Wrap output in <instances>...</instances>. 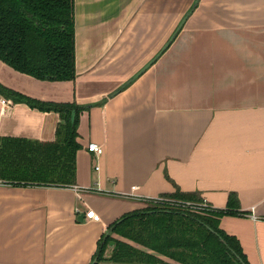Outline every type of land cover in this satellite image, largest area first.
Here are the masks:
<instances>
[{"label":"crops","instance_id":"1","mask_svg":"<svg viewBox=\"0 0 264 264\" xmlns=\"http://www.w3.org/2000/svg\"><path fill=\"white\" fill-rule=\"evenodd\" d=\"M144 2L75 0V80H39L0 60L8 88L45 101L99 103L80 114L73 187L0 178V264H92L113 223L176 188L215 208L235 193L245 214L223 216L220 227L236 236L249 264H264V0L231 10L238 22L252 19V56L181 62L166 50L112 95L161 48L159 24L154 13L145 20ZM123 62L125 72L108 80ZM61 122L56 112L0 94V138L51 142ZM90 143L104 154L89 151ZM89 210L101 219H89Z\"/></svg>","mask_w":264,"mask_h":264},{"label":"trees","instance_id":"2","mask_svg":"<svg viewBox=\"0 0 264 264\" xmlns=\"http://www.w3.org/2000/svg\"><path fill=\"white\" fill-rule=\"evenodd\" d=\"M0 60L39 80H75V0H0ZM0 94L62 119L51 142L0 138V178L17 185L73 187L80 114L99 103L40 100L1 83ZM146 201L112 224L92 264H249L236 236L220 227L223 216L245 214L235 193L225 208L178 188Z\"/></svg>","mask_w":264,"mask_h":264},{"label":"rangeland","instance_id":"3","mask_svg":"<svg viewBox=\"0 0 264 264\" xmlns=\"http://www.w3.org/2000/svg\"><path fill=\"white\" fill-rule=\"evenodd\" d=\"M209 1H201L195 16L184 25L167 49L168 57L171 55L184 62L192 59L193 56L192 61L194 62L198 60L196 58L211 56H252V19L246 18L244 22H238L231 12V10L238 8L245 9L250 0H230L226 4L223 3L224 6L222 4L214 5ZM193 2L194 0H145L144 10L146 14L144 18L148 21L147 14H151L152 17V13H154V23L155 25L159 24L160 47L169 39L181 18L192 7ZM148 10L150 11L148 12ZM151 42L153 43V39ZM154 44L156 45V32ZM226 45H231L232 49H227ZM153 51L152 56L157 52V48ZM132 61L133 55L130 52L127 69L133 67ZM181 66L183 67V65ZM125 69L126 64L124 62L121 69L115 65L112 66V73L108 75V80L114 79L117 74L124 73ZM98 78L101 79L100 81L107 82L102 75ZM168 261L172 262L171 260Z\"/></svg>","mask_w":264,"mask_h":264},{"label":"water","instance_id":"4","mask_svg":"<svg viewBox=\"0 0 264 264\" xmlns=\"http://www.w3.org/2000/svg\"><path fill=\"white\" fill-rule=\"evenodd\" d=\"M200 0H194L192 7L188 10V12L181 18L180 22L178 23L175 30L170 35L169 39L163 44V46L160 48V50L155 54L153 58H151L141 69H139L127 82L122 84L117 90H115L113 94L119 93L121 90H123L125 87H127L132 81L136 80L139 76H141L150 66H152L160 56L164 54V52L170 47V45L173 43V41L176 39L182 28L184 27L187 19L192 14L196 6L198 5ZM84 215L82 214L80 216V221H83Z\"/></svg>","mask_w":264,"mask_h":264},{"label":"built area","instance_id":"5","mask_svg":"<svg viewBox=\"0 0 264 264\" xmlns=\"http://www.w3.org/2000/svg\"><path fill=\"white\" fill-rule=\"evenodd\" d=\"M88 149L89 151L94 152L97 156L104 154V148L96 143H90L88 145ZM204 203L208 204L205 200ZM86 216L93 221H99L101 219L100 215H98L94 210L87 211Z\"/></svg>","mask_w":264,"mask_h":264}]
</instances>
